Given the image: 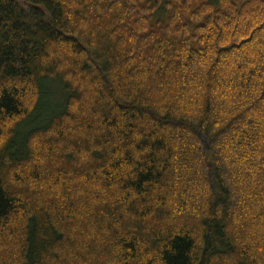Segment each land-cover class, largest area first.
Instances as JSON below:
<instances>
[{
  "label": "trees",
  "instance_id": "trees-1",
  "mask_svg": "<svg viewBox=\"0 0 264 264\" xmlns=\"http://www.w3.org/2000/svg\"><path fill=\"white\" fill-rule=\"evenodd\" d=\"M0 264H264V0H0Z\"/></svg>",
  "mask_w": 264,
  "mask_h": 264
},
{
  "label": "rangeland",
  "instance_id": "rangeland-1",
  "mask_svg": "<svg viewBox=\"0 0 264 264\" xmlns=\"http://www.w3.org/2000/svg\"><path fill=\"white\" fill-rule=\"evenodd\" d=\"M49 89H48V100L50 104H57L58 102H60L63 99V91L62 89L59 87V85L57 84V82H49ZM46 108H48V106L46 105ZM42 113L40 112L39 115L36 114V116H34L31 120H29L26 125V127H31L33 125H38L41 124L43 122V118ZM38 116V117H37ZM203 137V136H200ZM203 141V143L205 145H207L206 141L204 140V138L201 139Z\"/></svg>",
  "mask_w": 264,
  "mask_h": 264
}]
</instances>
